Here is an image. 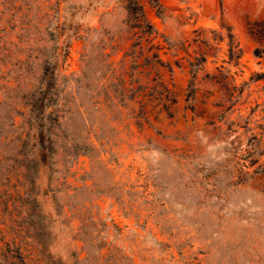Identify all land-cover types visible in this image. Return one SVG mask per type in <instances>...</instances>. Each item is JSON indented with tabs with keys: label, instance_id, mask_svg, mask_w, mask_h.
Segmentation results:
<instances>
[{
	"label": "rangeland",
	"instance_id": "374dc122",
	"mask_svg": "<svg viewBox=\"0 0 264 264\" xmlns=\"http://www.w3.org/2000/svg\"><path fill=\"white\" fill-rule=\"evenodd\" d=\"M141 1L0 0V264H264V0Z\"/></svg>",
	"mask_w": 264,
	"mask_h": 264
},
{
	"label": "trees",
	"instance_id": "16d2710c",
	"mask_svg": "<svg viewBox=\"0 0 264 264\" xmlns=\"http://www.w3.org/2000/svg\"><path fill=\"white\" fill-rule=\"evenodd\" d=\"M123 6V8L126 11V23L128 25L129 31L131 33V37L136 40L134 42V45H140L142 41L151 42L154 37H152L155 34L154 27L152 23L147 19L145 13H144V4L142 3L141 0H119ZM146 2L150 5L151 8L155 10V12L158 15H163V9L161 7V4L159 0H146ZM250 33L256 37V39L262 40L264 38V28H251ZM228 55L231 58V60H235L238 62L241 58L240 50L237 48L236 50H233V40H232V35L228 32ZM232 40V41H231ZM151 49H157V47L150 46L147 49V52H149ZM143 52V48L140 46L139 48V53ZM254 55L257 57H260L264 55V48H255L254 50ZM153 56H157L156 52L153 53ZM196 61H199L197 65H200L201 62L205 61L204 56H202L200 59L196 58ZM189 67H190V74H191V79L188 84L190 88V92L194 89V84H193V78L195 77V72L198 71V69H195V64L193 62H189ZM195 69V70H194ZM259 171V170H257Z\"/></svg>",
	"mask_w": 264,
	"mask_h": 264
}]
</instances>
